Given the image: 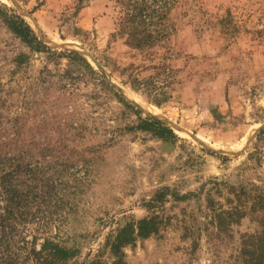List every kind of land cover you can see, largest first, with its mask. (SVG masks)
Here are the masks:
<instances>
[{
    "label": "rangeland",
    "instance_id": "obj_1",
    "mask_svg": "<svg viewBox=\"0 0 264 264\" xmlns=\"http://www.w3.org/2000/svg\"><path fill=\"white\" fill-rule=\"evenodd\" d=\"M1 1L53 50H31L0 18V120L20 138L10 154L41 172L40 237L72 250L67 264H112L109 239L158 214L159 233L126 247L125 264L235 263L264 221L253 211L264 198V0H177L170 52L154 59L117 35L112 0ZM67 52L179 139L137 128L134 110Z\"/></svg>",
    "mask_w": 264,
    "mask_h": 264
},
{
    "label": "trees",
    "instance_id": "obj_2",
    "mask_svg": "<svg viewBox=\"0 0 264 264\" xmlns=\"http://www.w3.org/2000/svg\"><path fill=\"white\" fill-rule=\"evenodd\" d=\"M176 1L112 0L117 15V35L124 38L128 46L146 52L153 59L156 56L166 58L170 52L169 43L176 31L171 19ZM0 18L31 50L39 53L53 52L24 17L1 0ZM67 53L71 58L83 62L92 74L99 77L101 86L113 93L127 108L134 110L140 120L137 128L151 132L165 141L179 139L173 129L162 121L153 116L143 117L141 111L117 92L84 56L77 52ZM22 125L10 124L11 129L18 135L25 129ZM6 127L0 120V264H67L74 256L72 250L62 246L55 238L40 237L45 234L47 222L43 218L35 217L33 206L37 200L32 193L34 189L37 192L43 189V184L38 188L33 184L42 182L41 172L39 169L34 171V165L22 154H10L11 150L17 147L20 138L7 139L3 135L6 133ZM165 196L164 192L157 194L151 201V207L163 201ZM178 198L180 196H177ZM254 200L253 211L264 212V198L257 196ZM227 214L230 215L229 212ZM222 216V213L214 216L219 225L224 221ZM164 223V218L152 214L118 230L106 244L113 256L112 264H125V248L133 246L138 238H149L158 234ZM260 223L261 230L242 237L241 247L235 257V263L232 264H264V221ZM30 233L33 234L29 240ZM41 240L42 242H39Z\"/></svg>",
    "mask_w": 264,
    "mask_h": 264
},
{
    "label": "water",
    "instance_id": "obj_3",
    "mask_svg": "<svg viewBox=\"0 0 264 264\" xmlns=\"http://www.w3.org/2000/svg\"><path fill=\"white\" fill-rule=\"evenodd\" d=\"M44 43L45 44H47L45 41H44ZM48 45V44H47ZM80 54H81V52H79ZM104 76V75H103ZM105 77V76H104ZM107 79V78H106ZM108 80V79H107ZM109 81V80H108ZM111 83V82H110ZM112 84V86L121 94V95H123L124 97H126L125 96V94L119 89V88H117L113 83H111ZM127 100V99H126ZM128 101L131 103V104H133L129 99H128ZM137 107V106H136ZM137 108H139V107H137ZM149 116H153V115H149ZM153 117H155V118H157L156 116H153ZM158 119V118H157ZM158 120H160V119H158ZM161 121V120H160ZM172 129V128H171Z\"/></svg>",
    "mask_w": 264,
    "mask_h": 264
},
{
    "label": "bare ground",
    "instance_id": "obj_4",
    "mask_svg": "<svg viewBox=\"0 0 264 264\" xmlns=\"http://www.w3.org/2000/svg\"><path fill=\"white\" fill-rule=\"evenodd\" d=\"M4 1V0H3ZM7 1V0H6Z\"/></svg>",
    "mask_w": 264,
    "mask_h": 264
}]
</instances>
